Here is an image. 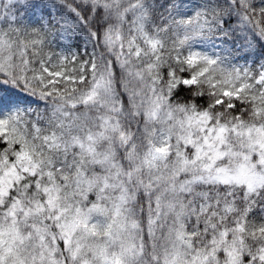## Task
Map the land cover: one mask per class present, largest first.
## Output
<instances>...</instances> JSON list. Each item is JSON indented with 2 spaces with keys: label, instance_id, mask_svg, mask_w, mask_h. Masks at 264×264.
<instances>
[{
  "label": "snow or ice",
  "instance_id": "6c2138e0",
  "mask_svg": "<svg viewBox=\"0 0 264 264\" xmlns=\"http://www.w3.org/2000/svg\"><path fill=\"white\" fill-rule=\"evenodd\" d=\"M0 264H264V0H0Z\"/></svg>",
  "mask_w": 264,
  "mask_h": 264
}]
</instances>
